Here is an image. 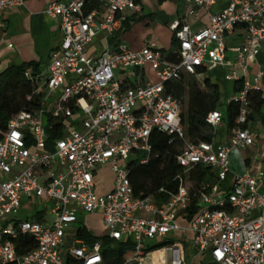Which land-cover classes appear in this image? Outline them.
Masks as SVG:
<instances>
[{
  "label": "built area",
  "instance_id": "obj_1",
  "mask_svg": "<svg viewBox=\"0 0 264 264\" xmlns=\"http://www.w3.org/2000/svg\"><path fill=\"white\" fill-rule=\"evenodd\" d=\"M183 2V16L169 25L177 43L171 54L152 41L139 51L122 41L141 0L48 3L43 15L58 22L59 41L39 73L24 72L39 108L18 113L0 140V264H107L101 241L78 234L93 215L101 217L100 237L131 246L121 264H203V257L205 264H264V169L249 157L252 148L264 149V134L252 126L248 98L264 78L259 72L249 80L264 46V0ZM24 5L0 0V31L3 14ZM202 11L207 23L196 26ZM100 37L104 47L90 53ZM199 68L224 69L225 80L242 88L225 103L239 106L233 125L211 112L212 141L193 143L181 124L182 102L166 84ZM49 120L61 126L51 144ZM154 130L183 141L177 190L156 193L165 200L136 197L127 168L138 153L146 154L139 164L148 161ZM103 166L113 189L98 195ZM200 168L213 182L196 184L191 175ZM176 235L180 242L170 239Z\"/></svg>",
  "mask_w": 264,
  "mask_h": 264
},
{
  "label": "trees",
  "instance_id": "obj_2",
  "mask_svg": "<svg viewBox=\"0 0 264 264\" xmlns=\"http://www.w3.org/2000/svg\"><path fill=\"white\" fill-rule=\"evenodd\" d=\"M166 0H159L164 2ZM128 23H125L127 30ZM171 46L177 48L174 38L171 40ZM175 56L168 57V60H175ZM40 63H23L21 65H10L0 73V140L7 125L21 111H36L39 108V96L32 95L33 86L26 79L24 72L32 69L34 73L40 72ZM204 68L197 69L194 75L185 77L176 82L166 84V93L182 102L181 124L185 131L187 140L193 143L211 142L213 139L212 130L207 125L206 118L209 113L220 111L223 114L224 121L228 126H232L236 119L239 106L237 104H225L223 108L221 92L217 84H214L206 76ZM242 88V83L234 85V94ZM31 96L28 101L27 97ZM186 98V101H185ZM250 120L258 121L264 127V96L261 91H254L249 94ZM185 104V110L184 108ZM53 125L47 129L48 143L51 144L61 135V126L49 120ZM152 152L148 161L141 165L139 160L145 159L146 154L138 153V156L131 158L127 163L129 171V180L136 197H147L156 195L159 200H165L166 195L156 194L160 189L167 192H175L178 187L177 175L180 168L176 164V157L183 147V141L160 133L154 130L151 134ZM196 184L200 182H213V175L208 169L200 168L198 174L191 175ZM197 207L192 206L190 218L197 212ZM38 221H42V216H38ZM79 237L85 239L88 243H94L100 240L102 243V254L107 264H121L125 250L131 246L129 244L119 243L105 237L93 235L92 231L86 226L79 229ZM30 241L32 246L34 242L31 238H25Z\"/></svg>",
  "mask_w": 264,
  "mask_h": 264
},
{
  "label": "crops",
  "instance_id": "obj_3",
  "mask_svg": "<svg viewBox=\"0 0 264 264\" xmlns=\"http://www.w3.org/2000/svg\"><path fill=\"white\" fill-rule=\"evenodd\" d=\"M53 1L63 0H25L23 7L6 11L3 14L2 21L5 28L0 31V73L10 65H21L30 62L40 63V71L46 65L50 51L59 41L58 22L43 15L48 3ZM140 4L141 13L130 15L127 21L129 28L121 37L122 41H125L124 43L132 51L141 50L146 42L151 41L146 38L141 39V35H139L140 28L145 27L146 30L150 26L156 28L169 27L173 21L180 19L185 12L183 0H166L164 2L141 0ZM206 23L207 13L202 11L201 20L196 22V26L205 25ZM172 39L173 35L171 34ZM230 42L235 43L234 39H231ZM103 47V39L100 37L89 46V52L99 51ZM259 72L264 73V46H262L256 61L249 66L250 82H253V78ZM259 86L262 96H264V78L261 79ZM98 180L99 171L96 176L98 195H104L113 189V181L109 188L99 189ZM86 227L90 229L87 223ZM93 235L95 234L93 233Z\"/></svg>",
  "mask_w": 264,
  "mask_h": 264
},
{
  "label": "rangeland",
  "instance_id": "obj_4",
  "mask_svg": "<svg viewBox=\"0 0 264 264\" xmlns=\"http://www.w3.org/2000/svg\"><path fill=\"white\" fill-rule=\"evenodd\" d=\"M171 31L169 27H147L145 30V27L140 28L139 35H141V39L146 38L148 40H151L155 42L159 49L166 54H171L172 52H175V48L171 46ZM125 42V41H123ZM126 44V43H125ZM225 70L218 68L215 69L212 72L206 73V77L209 78L214 84H217L222 97V105L223 108L225 107V103L227 100H230L234 97L233 92V83L228 82L225 80ZM152 81L154 80V77H151ZM186 101V98H185ZM185 110V104L184 108ZM253 128L257 130L259 133L264 134V127L261 126V124L258 121H253L252 124ZM217 133L219 136H222L223 131L218 128ZM249 157L256 163V168L264 169V163H260L261 160H264V149L259 148H252L249 153ZM232 172L240 173L239 167L232 165L231 168ZM99 171V180H98V188L99 189H105L109 188V186L112 184L113 181V175L110 171L109 166H104L98 169ZM87 225L89 228L93 231V233L97 236H102L104 234V227L101 221V217L98 215L88 216L85 218ZM173 241L180 242L182 239L176 235L170 238ZM203 264L207 262L206 258L203 257L202 259ZM196 264H199L196 262Z\"/></svg>",
  "mask_w": 264,
  "mask_h": 264
}]
</instances>
